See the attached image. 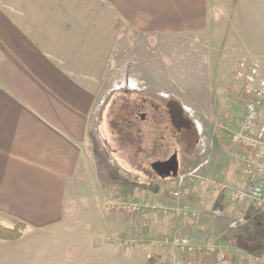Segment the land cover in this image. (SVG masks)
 <instances>
[{"label":"rangeland","instance_id":"374dc122","mask_svg":"<svg viewBox=\"0 0 264 264\" xmlns=\"http://www.w3.org/2000/svg\"><path fill=\"white\" fill-rule=\"evenodd\" d=\"M208 13V30L200 36L129 35L122 42L121 53L114 58L92 111V133L84 149L88 157L68 197L64 232L57 235H62L60 239L49 235L36 241L40 261L36 259L35 264H49L48 256L57 260L50 264H171L168 251L159 249L157 255L144 248L150 225L147 217L162 214L126 215L107 210V202L114 196L168 204L165 199L171 198L175 189V177H162L164 184L151 183L150 178L156 177L152 174L147 177L149 165L170 155L171 150L152 152L148 135L142 136L137 152L122 142L104 141L115 128L116 116L122 121L120 115L129 111L132 102L145 99L178 106L192 123V131L183 134L178 174L201 166V175L212 183L198 186L188 177L185 183L190 193L183 203L198 211L197 219L207 217L215 229L214 238H220L218 244L226 248L230 264H264V214L250 202L234 201L223 188L244 186L242 167L229 157L233 150L229 135L242 121L245 105L242 83L234 72L241 59L260 63L264 59V0H208ZM102 117L114 123L104 124ZM146 117L141 122L126 115L125 119L133 122L131 136L138 129L149 133L151 120ZM98 123L99 135L93 131ZM198 199L204 201L198 205ZM214 211L222 215L214 216ZM124 238L135 239L138 244L125 246ZM53 241L60 244L61 251ZM147 253L152 255L150 260Z\"/></svg>","mask_w":264,"mask_h":264},{"label":"crops","instance_id":"0c3cea01","mask_svg":"<svg viewBox=\"0 0 264 264\" xmlns=\"http://www.w3.org/2000/svg\"><path fill=\"white\" fill-rule=\"evenodd\" d=\"M208 25V0H0V225L24 226L19 240L0 241V264H35L36 241L62 237L57 235L64 232L68 197L88 157L84 149L92 133V111L122 42L129 35L194 38ZM261 63L264 70V59ZM139 105L145 107V121L150 117L149 133L131 136V128L121 127L123 120L117 116L115 123L102 117V123L115 124L104 141L120 145L123 133L122 143L135 150L136 136L142 141L148 135L151 147L163 136L170 150L173 134L165 105L136 100L129 111ZM100 124L93 128L98 135ZM150 181L165 183L158 175ZM165 200L172 203L170 196ZM203 201L198 199V205ZM147 222V252L166 250L170 262L211 263L212 257L204 253L151 246L175 232L193 242L218 244L207 217L148 216ZM53 246L60 244L53 241ZM46 260L57 261L49 256Z\"/></svg>","mask_w":264,"mask_h":264},{"label":"built area","instance_id":"2783aa9c","mask_svg":"<svg viewBox=\"0 0 264 264\" xmlns=\"http://www.w3.org/2000/svg\"><path fill=\"white\" fill-rule=\"evenodd\" d=\"M234 74L241 80V95L245 98V105L242 121L229 135L230 144L233 146L229 157L242 167L245 180L241 189H230L226 186L223 188L229 190L234 201L250 202L259 214H264V74L262 64L254 60L241 59L236 64ZM188 177L195 179L198 186L212 183L211 180L201 175V166H198L188 174L176 175L175 189L171 193L172 203L169 205L157 201L153 203L135 202L114 196L108 200L107 210L126 215L157 212L178 219L195 220L198 217V211L183 203V199L190 193L185 183ZM212 214L217 217L222 215L220 211H214ZM122 242L125 246L138 244V241L131 238H124ZM151 246L169 248L184 254L204 253L212 257L210 264H230L226 250L211 240L197 243L177 233H169L153 241ZM151 258V253H147L146 259ZM240 259L244 257L241 256ZM171 264L199 263L173 260Z\"/></svg>","mask_w":264,"mask_h":264},{"label":"flooded vegetation","instance_id":"af4514ba","mask_svg":"<svg viewBox=\"0 0 264 264\" xmlns=\"http://www.w3.org/2000/svg\"><path fill=\"white\" fill-rule=\"evenodd\" d=\"M145 100H148V99H145ZM135 109H137V110L135 111ZM144 111H145V107L143 105H139V106L133 107L126 114L132 113V118H134L135 121L139 120V121L143 122V121H145V116H144L145 112ZM164 113L166 114L167 124L171 128V131L173 134V142L171 144V147H174V148H172L170 155H168L167 157L162 158L160 160L157 159L156 161L153 162V164L151 163L149 165V169L151 170V172H149L150 170L147 171V177L151 174L155 175V176L157 175V172L153 167L154 164L166 163L169 160L171 161V164H168L167 165L168 168L166 167V168L162 169V171L160 170V172L166 173L169 169L174 168V165H173V161H174L176 164V173L178 174V172L180 170L179 155L184 150L183 134H184V132H190L192 130V123L189 122V120L183 115V112L180 111L178 108L176 109L174 105L167 103L164 106ZM125 118H126V116L123 117V119H122L123 121H122V123H120V126L123 127L126 125V129L132 128V126H133L132 120H126ZM161 120H162V118L161 119L159 118L158 122L160 123ZM119 129H120V127H119ZM120 131H121V129H120ZM141 132H142V130H140V129L136 130V133H141ZM159 138H160V141H154V143L151 147L152 152H155V151L157 152L159 149H162V150L165 149V151L168 150L169 145H166L165 143H163L164 141H166L165 138L163 136H160ZM119 139L121 140V142H124L126 140V137L122 133L121 135H119ZM136 141H137V143L135 146V151L137 152V151L141 150V146H140L141 137L139 135L136 136ZM171 147L169 148L170 150H171ZM180 157H181V155H180ZM170 177H171V174H170Z\"/></svg>","mask_w":264,"mask_h":264},{"label":"trees","instance_id":"16d2710c","mask_svg":"<svg viewBox=\"0 0 264 264\" xmlns=\"http://www.w3.org/2000/svg\"><path fill=\"white\" fill-rule=\"evenodd\" d=\"M24 226L21 224L9 229L0 225V241L14 242L22 237ZM145 243V242H144Z\"/></svg>","mask_w":264,"mask_h":264},{"label":"water","instance_id":"95a60500","mask_svg":"<svg viewBox=\"0 0 264 264\" xmlns=\"http://www.w3.org/2000/svg\"><path fill=\"white\" fill-rule=\"evenodd\" d=\"M168 164H171V161L169 160L168 162L166 163H158V164H154L153 167L154 169L156 170L157 172V175L159 177H170V174H171V177L174 178L176 177V164L175 162L173 161V165H174V168L172 169H169L166 173H161L160 170L162 171V169L166 168ZM168 168V167H167Z\"/></svg>","mask_w":264,"mask_h":264}]
</instances>
